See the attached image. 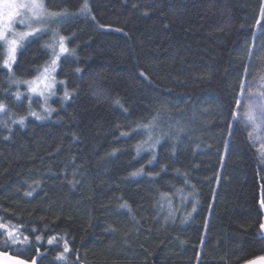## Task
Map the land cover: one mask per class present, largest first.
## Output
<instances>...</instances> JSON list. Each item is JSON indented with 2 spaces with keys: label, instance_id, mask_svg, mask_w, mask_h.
I'll use <instances>...</instances> for the list:
<instances>
[{
  "label": "trees",
  "instance_id": "1",
  "mask_svg": "<svg viewBox=\"0 0 264 264\" xmlns=\"http://www.w3.org/2000/svg\"><path fill=\"white\" fill-rule=\"evenodd\" d=\"M82 3L46 0L50 11L72 13ZM88 3L89 14L58 26L74 53L60 60L57 79L65 84L45 119L30 115L43 114L42 100L32 97L30 107L25 84L0 70V101L8 106L0 113L7 121L0 124V223L30 240L6 246L0 229V251L60 264L63 242L47 243L58 236L69 241L73 264L77 257L79 264H247L264 257V162L247 125L232 117H240L235 100L245 67L247 81L256 82L244 97L264 91V0ZM51 35L26 42L16 78L37 75L50 59L44 44ZM17 91L24 93L19 100ZM164 107L171 119L165 115L163 129L184 131L137 155L145 135L121 133ZM22 116L23 124L13 122ZM173 185L193 195L184 206L177 195L175 220L166 221L159 192H174ZM125 201L131 213L119 207Z\"/></svg>",
  "mask_w": 264,
  "mask_h": 264
},
{
  "label": "snow or ice",
  "instance_id": "2",
  "mask_svg": "<svg viewBox=\"0 0 264 264\" xmlns=\"http://www.w3.org/2000/svg\"><path fill=\"white\" fill-rule=\"evenodd\" d=\"M90 7L88 0H83L78 12L72 13L67 9L64 11H50L44 0H0V70H7L9 79L11 83L19 86L20 84H25L27 86V92L29 93V106L31 107L32 95H38L43 98L44 104L41 105V110L43 113L50 115L54 109H49L46 107L48 99L51 96L55 95L56 85L59 83L61 85L65 84L64 81L56 80V71L59 67V62L61 57L67 53H74V50L69 49L66 46L67 37L61 35L58 30V26L66 19L71 18L74 15H87L90 13ZM261 16L264 17V7L261 9ZM20 25H24L29 30L28 31H16L14 25L16 23ZM260 24V21H257ZM33 25H39V27H33ZM52 25H57V27H52ZM264 27V25H261ZM51 33V38L49 42H45L44 47L48 49L50 52V59L45 62L44 65L39 66L34 69L37 73L35 77L28 80H22L16 78V74L13 71L14 65L18 63V52L25 46L26 42L33 37H39L43 34ZM264 47V44L261 45ZM252 55V50H249V57ZM77 72L80 69L76 70ZM247 67H245V79L241 80L240 83V93L235 100V104L237 109H239L242 99L245 96V89L249 87L251 83L256 81H247ZM143 75V73H141ZM259 87H264V75L259 77ZM7 91V90H5ZM17 100H19L24 93L17 91L13 94ZM71 92L65 88L63 93V99L67 100L70 98ZM247 99H249L252 104L246 106V109L243 113L242 123L251 124L254 128L264 129V91H258L256 93H247ZM119 104V100L116 101ZM254 105V107H253ZM8 106L4 102L0 101V113H7ZM31 116H34L36 119H45L46 115H41L36 111L30 112ZM165 115L168 116V119H171V115L169 110L164 107L162 109H158L147 122H138L136 124V128L132 129V132H123L121 135L129 136L133 133L139 134L143 133L145 135V139L138 142L135 145V149L137 155L142 151H153L156 146L160 143V141L164 138L177 140L179 139L180 133L184 131L182 127H176L175 131H173V125H169L168 130L165 131L162 127L163 120ZM232 117L234 121L240 120L237 111L232 112ZM26 117H19L18 121H13L14 123L23 124ZM0 124H4L7 126L6 120H0ZM179 125V121L176 122ZM251 137V133H249ZM115 151V150H114ZM261 156L264 157V151H261ZM153 159H156L155 155H153ZM151 163V161H149ZM143 169H140L137 172H133L131 175L136 176L139 175ZM178 171V170H177ZM155 175H159L156 173ZM185 177L187 174H184ZM187 179H185V184H187ZM194 187V186H193ZM173 188L175 186L173 185ZM26 195L31 196V193H26ZM179 195L180 206H184L188 200L189 196H192L193 193L185 194L183 188H175L174 192H159V207L163 211L165 207L167 208V216H165V220H175V212L178 208H174L173 201L176 196ZM264 204V201L261 202ZM121 209H127L129 213H131V206L125 201L119 206ZM196 211V205L193 203L192 212ZM192 212L187 213L184 216L183 220L186 221L191 215ZM133 221L139 223V221H135V217H133ZM261 229H264V223L260 225ZM0 229L3 230L6 239L4 240V245H8L11 242V245H27L30 243L28 236L21 237V229L16 225L0 223ZM114 231V229H112ZM33 231H35L33 229ZM37 242L42 241L43 237L37 235L35 237ZM62 243V252L58 253L56 259L60 262V264H73V262L68 260V255L73 251L70 248L69 241L64 237L51 236L48 237L47 243L48 245H59ZM6 253L0 252V256H6ZM42 255L37 249V256ZM14 260V264H28L27 261L19 259V258H10ZM31 264H36V257H33L31 260ZM75 264H79L78 257ZM254 264V262H253Z\"/></svg>",
  "mask_w": 264,
  "mask_h": 264
},
{
  "label": "rangeland",
  "instance_id": "3",
  "mask_svg": "<svg viewBox=\"0 0 264 264\" xmlns=\"http://www.w3.org/2000/svg\"><path fill=\"white\" fill-rule=\"evenodd\" d=\"M44 3L46 5V0H44ZM47 7V5H46ZM54 26V25H52ZM33 27H39V25H33ZM14 28L16 31H28L29 29L27 27H25L24 25H20L18 22L14 25ZM31 39V38H30ZM66 46H67V42H66ZM68 47V46H67ZM68 54V53H67ZM63 57V56H62ZM61 57V58H62ZM60 63V62H59ZM59 68V67H58ZM58 68H57V71H56V80L59 81L57 79V72H58ZM26 86V85H25ZM58 86H59V83L56 85V88H55V93H57V90H58ZM27 88V86H26ZM29 94V93H28ZM32 97L34 98H39L42 100V103H44V100L43 98L39 97L38 95H35L33 94ZM55 98V95L51 96L50 99H48L47 101V105L46 107H48L49 109H52L51 107V102L52 100ZM252 102L247 99V97H244L242 99V103H241V111H240V118L243 119V113L246 109V106H249L251 105ZM254 107V105H253ZM42 115H47L45 113H43ZM250 133H251V139H252V142L253 144L255 145L256 149L258 150V153H259V156L260 158L262 159V161L264 162V157L261 156V151H264V129H257V128H254L253 125L251 124H246ZM1 252V251H0ZM7 254V253H6ZM10 258H17V257H14L10 254H7L6 256H0V264H14V260L13 259H10ZM20 259V258H19ZM23 260V259H22ZM26 261V260H25ZM28 264H31L30 261H27ZM264 264V257L262 258H258V259H255L247 264Z\"/></svg>",
  "mask_w": 264,
  "mask_h": 264
}]
</instances>
